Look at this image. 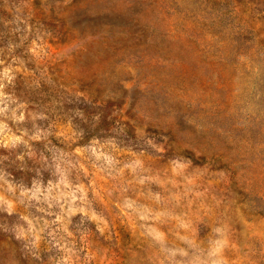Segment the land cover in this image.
Returning <instances> with one entry per match:
<instances>
[{
  "label": "clouds",
  "instance_id": "9594fccd",
  "mask_svg": "<svg viewBox=\"0 0 264 264\" xmlns=\"http://www.w3.org/2000/svg\"><path fill=\"white\" fill-rule=\"evenodd\" d=\"M0 264H264V0H0Z\"/></svg>",
  "mask_w": 264,
  "mask_h": 264
}]
</instances>
